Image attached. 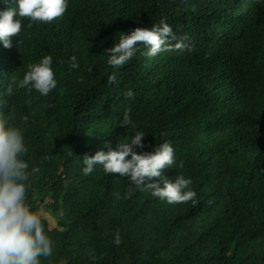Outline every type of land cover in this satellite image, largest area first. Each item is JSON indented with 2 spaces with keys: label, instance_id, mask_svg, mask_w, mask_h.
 I'll return each instance as SVG.
<instances>
[{
  "label": "trees",
  "instance_id": "16d2710c",
  "mask_svg": "<svg viewBox=\"0 0 264 264\" xmlns=\"http://www.w3.org/2000/svg\"><path fill=\"white\" fill-rule=\"evenodd\" d=\"M0 264H264V0H0Z\"/></svg>",
  "mask_w": 264,
  "mask_h": 264
},
{
  "label": "rangeland",
  "instance_id": "374dc122",
  "mask_svg": "<svg viewBox=\"0 0 264 264\" xmlns=\"http://www.w3.org/2000/svg\"><path fill=\"white\" fill-rule=\"evenodd\" d=\"M37 218L46 219L51 224L52 227L56 225V221L51 219L48 213L42 207L39 208L37 214L34 216V219H37Z\"/></svg>",
  "mask_w": 264,
  "mask_h": 264
}]
</instances>
